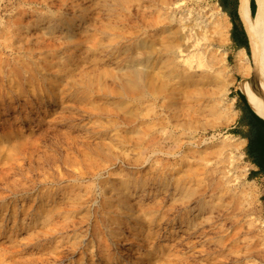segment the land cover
I'll return each instance as SVG.
<instances>
[{"label": "rangeland", "instance_id": "1", "mask_svg": "<svg viewBox=\"0 0 264 264\" xmlns=\"http://www.w3.org/2000/svg\"><path fill=\"white\" fill-rule=\"evenodd\" d=\"M217 13L216 0H0V264H264V184L243 143L233 171L220 162L221 139H242ZM190 27L218 58L187 69Z\"/></svg>", "mask_w": 264, "mask_h": 264}, {"label": "bare ground", "instance_id": "2", "mask_svg": "<svg viewBox=\"0 0 264 264\" xmlns=\"http://www.w3.org/2000/svg\"><path fill=\"white\" fill-rule=\"evenodd\" d=\"M256 2L258 5L257 12L253 17H250L247 0H240L239 1V15H240V17L244 23L246 33H247L249 40H250L253 60H255V62L257 63L256 65L259 66V68H256V69H258L259 74H260L259 88L264 94V75H263V70H264V0H256ZM217 14L218 15H217L215 20H217V26H218L217 30H218L219 37L222 39L225 35L226 27H228L229 22L227 20L226 14L224 12L222 13V15L220 13H217ZM207 18H209V17H207ZM202 20H203V18H202ZM202 20H201V22H203ZM204 22H205V19H204ZM208 23H210V20H209V22H205L202 25L203 28H204V26L208 25ZM192 31H193V27H190L189 33L187 34V39L192 38L190 40L191 43H189L190 49L187 50V55L185 57L183 56L181 58V61L183 63L182 65L185 66L187 69H190L194 66L199 67V66L205 65L207 62L211 63L210 62V61H212V60H210L211 58H214V59L218 58L217 54L214 53V51L212 50V47L210 48V42L207 43L205 41H202L205 38L204 37L199 38V35H198V37H196V36L193 37ZM205 32L206 31H204V33ZM184 48H183V50L179 48V51L180 52L184 51ZM201 52H202L203 56L206 58L205 59L200 58L199 60L195 61V63H192L191 56H194L195 54L198 55V53H201ZM179 54L182 55L181 53H178V55ZM6 59H8V58H6ZM140 60L141 59H137V62L138 61L140 62ZM3 61H5V59ZM5 64H7V63H5ZM233 66L236 69V71L243 77V80L240 83L239 87L246 94L247 98L252 102L255 109L258 111V113L264 117V97L259 96L258 93L255 91V89H253L248 82V79H249L248 77L250 76L251 66L249 63V59H248V57H247V55L243 49H240L236 52L235 62L233 64ZM132 76H133V80H134V83L136 85V88L140 89V87L142 85V80H143L142 70L139 69L138 67L136 69L134 68V71L132 72ZM229 107L230 106H228V108ZM230 114H231L232 118L235 115V113L233 111L232 112L230 111ZM220 142H221V145H220L221 146L220 162H222L224 164V169H225V171L228 172L230 169L232 170V166L234 165L233 163L240 156L239 153L241 151L243 141L242 142L241 141H235L229 137L228 138L224 137L221 139ZM228 173H230V172H228ZM228 173L226 174V177H227L226 180L230 181L229 177H231V176ZM232 177H233V175H232ZM231 180H233V178ZM243 190H244V188H243ZM244 192L245 193L243 194V199H244V208L243 209L246 212V214L249 213L248 215H250V213L256 208V195L253 192V189H251V188H248ZM243 199H242V201H243ZM254 211H256V210H254ZM253 215H255V213ZM255 216L257 218V215H255ZM250 222L253 223L254 220H251Z\"/></svg>", "mask_w": 264, "mask_h": 264}, {"label": "crops", "instance_id": "3", "mask_svg": "<svg viewBox=\"0 0 264 264\" xmlns=\"http://www.w3.org/2000/svg\"><path fill=\"white\" fill-rule=\"evenodd\" d=\"M239 1L240 0H216L221 9V5L223 4L226 7V10H222L226 14L229 22L227 55H232L235 62L236 52L243 49L251 66L250 76L248 78H250L254 72H257V76L260 80L259 71L256 69L259 68V66L256 65L257 63L253 60L250 40L246 33L244 23L239 15ZM247 2L249 15L253 17L257 12V2L253 0L254 3L252 5L251 0H247ZM231 16L236 17V19H231ZM233 71L234 80L231 84L230 93L236 108L237 118L231 128L234 129L235 134L243 141L244 153L247 160V177L250 178L251 181L264 184V117L258 113L246 94L239 88L237 83L243 77L236 70ZM261 94L262 97H264L262 91Z\"/></svg>", "mask_w": 264, "mask_h": 264}, {"label": "water", "instance_id": "4", "mask_svg": "<svg viewBox=\"0 0 264 264\" xmlns=\"http://www.w3.org/2000/svg\"><path fill=\"white\" fill-rule=\"evenodd\" d=\"M249 84L255 91L258 93L259 96L262 97L261 90L259 88V77L257 76V72H254L253 75L248 79Z\"/></svg>", "mask_w": 264, "mask_h": 264}, {"label": "trees", "instance_id": "5", "mask_svg": "<svg viewBox=\"0 0 264 264\" xmlns=\"http://www.w3.org/2000/svg\"><path fill=\"white\" fill-rule=\"evenodd\" d=\"M253 3H254L253 0H251V5H252ZM221 6H222V9H223V10H226V7L224 6V4L221 5ZM231 19H236V17H234V16L232 17V16H231ZM231 132H232L233 134H235L234 129H231Z\"/></svg>", "mask_w": 264, "mask_h": 264}]
</instances>
